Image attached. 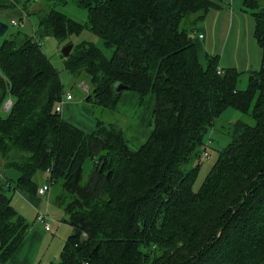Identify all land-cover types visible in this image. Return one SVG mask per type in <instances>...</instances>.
<instances>
[{
	"label": "trees",
	"instance_id": "obj_1",
	"mask_svg": "<svg viewBox=\"0 0 264 264\" xmlns=\"http://www.w3.org/2000/svg\"><path fill=\"white\" fill-rule=\"evenodd\" d=\"M76 1L84 23L55 6L33 12L24 0L34 35L18 31L0 43V88L11 100L0 116V262L29 227L8 193L36 195V175L45 173L73 229L56 264H264V0L244 2L261 50L260 67L245 72L219 69L216 57L205 68L198 62L193 36L213 0ZM17 3L0 0V8ZM84 30L109 52L81 42L63 56L70 74L87 79L86 102L115 110L116 84L155 97L151 133L138 148L108 116L86 134L55 111L65 91L41 40ZM229 108L240 119L218 128ZM214 131L228 143L194 191Z\"/></svg>",
	"mask_w": 264,
	"mask_h": 264
},
{
	"label": "crops",
	"instance_id": "obj_2",
	"mask_svg": "<svg viewBox=\"0 0 264 264\" xmlns=\"http://www.w3.org/2000/svg\"><path fill=\"white\" fill-rule=\"evenodd\" d=\"M213 2L215 7L211 8L205 18L197 24L193 36L198 62L205 68L207 58L216 57L219 69L233 68L245 72L259 68L261 63V50L254 37L255 20L249 12L244 10L245 0H213ZM10 9V7L0 8V22L5 21V15L9 17L6 12L11 11ZM18 11L20 18L21 12L24 10L18 9ZM12 16L15 15L13 14ZM12 16L10 19L14 20ZM26 16V19L23 20L21 29L25 28V34L34 35V26L31 23L32 18L28 15V12H26ZM5 100L7 102L10 98L7 97L5 91L0 88V108ZM87 103L91 104L90 102ZM154 105V96L142 98L136 92L128 90L122 91L115 108L117 109V106H119V108L122 107L123 113L125 114L124 117L129 119V122L126 124L129 140L137 144V146H132L127 139L132 148L140 147L148 139L152 129L151 120ZM131 109H135L137 112L141 109L137 116V120H134V117L128 113ZM80 110L81 106L74 101V96H72L71 101L64 102L60 116L65 122L89 134L94 129L95 121L89 118L87 114L89 109L87 110L86 107L83 109L85 115L87 114L86 116H82ZM39 174L40 173L36 175V179L40 186L46 181L47 174ZM12 176L16 179L17 174L16 176ZM52 188L53 187L50 188L49 193H51ZM16 192L24 193L21 191ZM24 194L26 195V193ZM36 196L38 195L36 194ZM38 197L41 198V196ZM52 197L53 196L50 194L47 201L51 203ZM35 204L36 215L33 218L32 224H29L23 240L11 256L5 262H0V264H44L42 261L45 259V262H47L46 257L51 249V242L54 239L55 233L52 234L50 240L49 234L51 233V227L49 230H45L44 223L36 218L39 212L42 213L40 209V204H42V202L38 200ZM13 207L15 208L14 205ZM18 209L20 208L18 207ZM20 210L21 211L17 210V212L23 215L22 209ZM45 212L48 213L47 208ZM59 223L61 222L59 221ZM60 227H57L56 232ZM59 242V245L57 244L58 246L53 252L55 264L59 260V255L65 241L61 239ZM48 262L46 264H48Z\"/></svg>",
	"mask_w": 264,
	"mask_h": 264
},
{
	"label": "rangeland",
	"instance_id": "obj_3",
	"mask_svg": "<svg viewBox=\"0 0 264 264\" xmlns=\"http://www.w3.org/2000/svg\"><path fill=\"white\" fill-rule=\"evenodd\" d=\"M17 1H18L17 5L12 6V7L10 6L11 11L6 12V14L9 17L5 15V19H4L5 21L3 23H5L8 26V30L3 37H0V43L4 39H6L9 34H12L18 31L23 32V33L25 32V28L21 29V27L19 26H12L10 24V20H11L10 18L13 14L15 15V16H12L14 20L19 19L18 9H21V5H23L24 3V0H17ZM30 4H31L30 10H32L33 12L38 11L39 9L40 10L45 9L48 11L51 6H55L57 10L61 11L62 13H64L65 15H67L68 17L72 18L73 20L77 22L84 23L87 21L86 9L82 7L76 0H37V1L31 2ZM17 7H20V8L17 9ZM31 18H32V21L31 20L30 21L34 26V29H36L35 28V25H36L35 17L32 15ZM189 22L190 20L185 23L187 24ZM81 42L93 43L96 47H99L101 50L104 51L102 39L99 38L97 35L93 34L92 32H90L89 30H84L79 35H71L65 41H58L52 37H44L41 40V46H42V50L45 53V55L51 60L52 64L59 71L65 93L68 92L72 96H74V101H76L81 106L80 112L82 116H86L88 114L89 118H92L91 119L92 121L93 120L95 121L96 118H101V117L105 118V116L106 117L108 116V122H114V121L118 122V124L120 125V127L122 128L125 134L126 139L129 140V134L127 133V130H126V124L129 122V119L124 117L125 114L123 113V108L122 107L119 108V106H117V109L115 108L116 110L110 111L106 109L104 110L100 107L93 106L92 104L87 103L85 100V96L88 94L90 90V85L87 79H85L83 76H77V75L74 76L70 74L64 67V60H63V56L61 53L62 49L65 46L69 45V43H71L72 49H73ZM104 53L106 56H109V52L104 51ZM245 83H246V77L243 76L241 77L238 83V88H244ZM6 100L2 103V106L0 108V116H4L9 110V108H7L8 106H6ZM84 107H86L87 110L89 109L86 115L83 110ZM141 109L138 112L135 111V109H131L128 113L134 117L133 118L134 120H137V116L140 113ZM239 119H240V114L234 109L229 108L216 121V126L219 128L220 124H226V125L232 124V123H235ZM209 140L211 143H208ZM130 143L132 144V146H137L136 142L134 141H130ZM227 143H228L227 137L222 135L220 132L214 131V132L209 133V135L207 136V141H206V147L207 146L209 147L208 158H202L201 166L198 170V174L193 184L194 191L199 189L206 175L211 169L212 165L216 161L218 148L225 147ZM91 165L92 164L90 161H86L83 165L85 179L91 169ZM16 174H17L16 171H13V170H10L7 172L8 178H11L12 180L15 179V177H13L12 175L16 176ZM56 191H57V186H53V188L51 189V193H49V195L51 194L53 196L51 203L47 201V199L49 198L48 194L45 195L43 198L42 197L39 198L36 195H28V194L25 195L24 193H20V192L10 191L8 193V196L11 200V204H13L18 211H21L20 209H22L23 211L22 214L30 225L32 224L33 218L36 215L35 214L36 213L35 203L38 200L39 201L41 200L42 202V204H40L41 205L40 209L42 210V213H45V210L47 208L48 214L52 217V219H54L53 221L52 220L49 221L50 222L49 225L51 227V233L49 234L50 240L52 238V234L55 233V235H54V239L51 242L52 243L51 249L46 257L47 262L49 260L48 264L54 263L53 252L55 248L59 245L60 243L59 241L61 239L65 241L66 237L73 232L72 227L68 223L63 221V218L65 217L63 210L53 203V199L56 194ZM18 207L20 209H18ZM59 221L61 223H59ZM57 227H60V228L56 232ZM45 260L42 261L44 264L47 263L45 262Z\"/></svg>",
	"mask_w": 264,
	"mask_h": 264
},
{
	"label": "built area",
	"instance_id": "obj_4",
	"mask_svg": "<svg viewBox=\"0 0 264 264\" xmlns=\"http://www.w3.org/2000/svg\"><path fill=\"white\" fill-rule=\"evenodd\" d=\"M26 17H27L26 16V12L25 11H22L20 18L18 20H11L10 21V24L12 26L22 27L23 26V20L26 19ZM38 44L40 45V42H38ZM71 100H72V95L70 93H65L62 96V98L60 99V101L57 103V105L55 106V111L60 114L64 102L65 101H71ZM6 106H8L7 108H10V106H11V100H8L6 102ZM208 143H210V140H209ZM201 158H208V152L207 151H203L202 152V155H201ZM45 172L46 173H49V169H47ZM50 188H51V183L49 181H45L44 183H42V185H40L38 187V189H37V195L38 196H41V197L47 195L49 193V191H50ZM36 218L44 223L45 230H49L50 229V225H49L50 222L49 221L50 220H53V219H52V217L47 212H45V213L39 212L37 214Z\"/></svg>",
	"mask_w": 264,
	"mask_h": 264
},
{
	"label": "water",
	"instance_id": "obj_5",
	"mask_svg": "<svg viewBox=\"0 0 264 264\" xmlns=\"http://www.w3.org/2000/svg\"><path fill=\"white\" fill-rule=\"evenodd\" d=\"M7 30H8V26L5 23L0 22V37H3L5 35V33L7 32ZM71 50H72V45L71 44L65 46L62 49V51H61L62 56L68 57L70 52H71ZM114 90H115L116 93H119V92L128 90V88L125 87V86L116 84L115 87H114Z\"/></svg>",
	"mask_w": 264,
	"mask_h": 264
}]
</instances>
